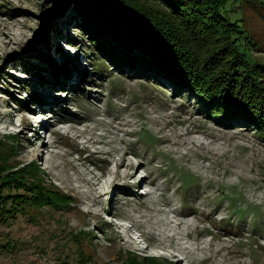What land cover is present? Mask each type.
I'll list each match as a JSON object with an SVG mask.
<instances>
[{
	"label": "rangeland",
	"instance_id": "rangeland-1",
	"mask_svg": "<svg viewBox=\"0 0 264 264\" xmlns=\"http://www.w3.org/2000/svg\"><path fill=\"white\" fill-rule=\"evenodd\" d=\"M52 3L0 0V154L36 162L71 201L0 222V264H264L260 130L204 112L162 74L113 65L94 29ZM236 17L264 57V9L242 3Z\"/></svg>",
	"mask_w": 264,
	"mask_h": 264
},
{
	"label": "trees",
	"instance_id": "trees-1",
	"mask_svg": "<svg viewBox=\"0 0 264 264\" xmlns=\"http://www.w3.org/2000/svg\"><path fill=\"white\" fill-rule=\"evenodd\" d=\"M242 3L264 9V0H53L50 11L70 9L74 27L94 29L89 44L113 65L162 74L195 94L204 112L247 121L264 135V57L252 54L256 40L236 17ZM70 201L44 183L36 162L11 165L0 154V222ZM122 264L163 263L129 253Z\"/></svg>",
	"mask_w": 264,
	"mask_h": 264
},
{
	"label": "bare ground",
	"instance_id": "bare-ground-1",
	"mask_svg": "<svg viewBox=\"0 0 264 264\" xmlns=\"http://www.w3.org/2000/svg\"><path fill=\"white\" fill-rule=\"evenodd\" d=\"M68 127H69V126H68ZM35 134H36V131H35ZM198 141H199V143H202V141H200V140H198ZM124 165H125V162H124V161L121 162V163L119 164V166H124ZM119 166H118V167H119ZM118 167H117V170H116V172H115L116 174H118V171H119V170H118ZM125 177H131V175H129V174L126 173V174H125ZM182 217H184V216H182ZM181 221H185V219H181Z\"/></svg>",
	"mask_w": 264,
	"mask_h": 264
}]
</instances>
